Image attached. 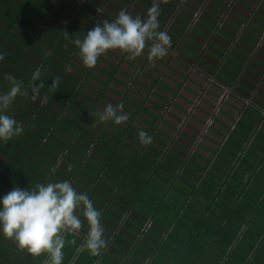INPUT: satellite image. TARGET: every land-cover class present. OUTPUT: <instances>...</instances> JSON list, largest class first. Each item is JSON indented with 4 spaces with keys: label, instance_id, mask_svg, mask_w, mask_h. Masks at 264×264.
<instances>
[{
    "label": "crops",
    "instance_id": "0c3cea01",
    "mask_svg": "<svg viewBox=\"0 0 264 264\" xmlns=\"http://www.w3.org/2000/svg\"><path fill=\"white\" fill-rule=\"evenodd\" d=\"M217 1L224 6L213 0L209 13L221 17V13L227 12L226 15L236 22L242 15L255 19L251 9L257 10L261 2L264 3V0H258L259 3L254 0ZM186 2L198 9L205 3L204 0L203 4H198L197 0H182L180 5ZM180 5L177 4L178 9ZM247 55L256 58L258 53L253 50ZM262 58L261 63H264V56ZM253 64L261 77L253 85L243 82L245 96L251 97L240 100L230 94L231 87H213L228 89L227 98L217 107L220 114L210 115V122H204L202 132L190 129L202 142L195 139L197 146H189L190 151L184 153L189 156L190 163L181 167L189 170L188 174L180 170L179 178L165 180L158 186L156 179L125 183L129 194H119V189L115 188L112 194L90 196L102 212L107 248L96 257L87 250H80L88 230L85 222L80 235H65L62 264H264V67L250 62L251 66ZM235 68H241L255 79L256 71L249 72L246 66ZM246 90L251 93L247 94ZM223 107L226 114H222ZM16 116L14 119L21 124L23 117L16 119ZM195 122L200 123L199 119ZM16 139L18 137L11 140ZM4 145L2 141L0 197L18 185L28 189L55 179L62 180L56 175L59 167L39 165L37 159L34 160L36 169L25 172V165L33 160L19 149L17 159L14 155H6ZM25 146L24 149L30 151ZM16 165H19L17 169ZM21 169L23 177L14 172ZM41 170L47 174H39ZM70 174L73 176L68 171ZM167 186L168 193L173 192L161 198L157 192ZM140 187L142 190L155 189L146 194ZM173 187L178 189L173 190ZM160 199L165 201L163 209L158 205ZM2 244L5 257L14 254L6 264H46L48 260L47 254L37 257L20 249L11 238H4Z\"/></svg>",
    "mask_w": 264,
    "mask_h": 264
},
{
    "label": "trees",
    "instance_id": "16d2710c",
    "mask_svg": "<svg viewBox=\"0 0 264 264\" xmlns=\"http://www.w3.org/2000/svg\"><path fill=\"white\" fill-rule=\"evenodd\" d=\"M0 1V53H3L5 57L2 61H0V93L6 92L8 90V81L5 79V77L9 74L15 76L18 80H21L25 90H28V85L31 83L32 74L34 70L40 65L44 66L41 74V80L45 83V89L42 90V94L47 92V89L53 79H55L57 76L60 77L59 86L56 89V92L48 94V99L52 103L58 104L61 107V111L59 113L52 112L53 110H51L48 106H45L41 100H36L32 106H29V108L33 111V115L31 114L26 116V113L21 110L20 106L27 107L25 98H30V95L16 97L14 103L7 110V114L12 117L15 115L23 117L27 124L23 126L25 133L18 136V139L15 141L9 140L7 143H4L5 145L3 152L6 155H14V159H17V150L19 149L23 151L25 143V147L30 148V152L35 153V155H30L28 150L24 149V154L30 157V160H33L29 161L28 164L25 165V172L36 169L34 164L35 159H37L38 163L40 162L39 164L42 163L48 168L54 167L53 164L51 166L49 159H46L47 156L51 155V152H49L47 148H51V150L54 148L55 151L58 152L57 149H59V147L57 143L56 145H53V137L63 136L61 139L64 140L66 138L64 134H70L72 137L77 138L84 146H92L90 147L91 152L82 145L75 144V149H73L76 151L73 153V159L76 161L75 164L72 165V160L70 159H66L67 161H71L69 165V162L66 163L65 160H61L59 157L55 158V160L57 159L56 163L60 162L62 167L63 164H65V168L63 167V169L59 171V175L60 177L69 179V181L71 180L73 187L78 192L87 193L89 198L90 196H98L101 194V192L112 194L114 193L115 188H117L119 185L125 184L126 182L135 183L136 181L137 183L139 181H145L144 179L146 178L150 180L157 178L156 180H159L157 184L158 186L159 184H163L165 180L167 182L169 180L171 181L175 178H179L180 170H182L183 173L188 174L189 170H184L181 166L186 163H190L188 158L189 156L184 154L186 151L189 152L190 148L181 140L166 134L158 127L157 129L160 130L161 134L163 135V139H161L162 137L156 138L152 134L153 132H150L151 128H148V130L139 128L140 126L134 124V120L130 121L132 125L130 123L125 128L108 121V124H112L114 127H116V130H118L119 133L115 135L114 133L104 130V128L97 125L95 121L89 118V113L97 116V111L93 107L87 106L84 101L77 100V96H82L91 100L93 103H98V98L92 99L80 88L81 83H83L81 78L69 74L66 70V67L57 62L52 56L55 55L65 58L62 55V51L60 50H69L67 41H69V45L74 44V39L70 36L69 31H72L73 29L76 30L72 22H82L77 15H83L92 19L87 14V12L82 9V6L77 3H68L67 0ZM107 1L109 2V0ZM118 1L116 2L110 0V3L115 6L114 4L118 3ZM125 1L128 2L124 3L125 5L133 4L134 8L130 11L128 10V7H123V9L130 12L133 16L138 15L141 18L147 17V11L154 2V0H145L146 3L143 4L140 2V0H137L138 3L134 0ZM181 1L182 0H155L160 8V15L158 17L159 30L165 31V28L168 27L167 21L172 20L171 26L168 27L167 32L171 37V47L168 49L167 54L170 58L169 60L176 61L178 65L186 69L188 68V70H190V67L194 66L193 64L195 62L199 63L200 67L205 66L207 70L208 66H211L209 72H206L207 70L202 68L199 69L203 77H205L207 81H209V84H211V88L214 86L220 87L224 85L231 87L232 89L230 90V94L232 96L239 97L240 100H244L249 95L245 96L244 94L243 82L249 81V83H252L253 85L256 84L258 82L257 79L261 77L260 72L256 71V69H254V64L251 66L250 62L255 61L258 65H262L264 67V63H261L263 60L262 56H264V3L261 2L259 6L260 8L257 10L251 9L255 19H252L251 15L250 17L242 15L239 22L229 18L226 15L227 12H224V14L221 13V17L219 16L220 18L215 16L213 17L208 12L210 16H206L204 19L206 22L210 21V24L213 27L211 28L210 26L209 29L201 28V30H198L196 33H192L191 29L199 23L196 22L194 26L192 25V20L194 17L193 12H200V10L198 8H194L193 10L189 9V11H186L185 13V11L182 9L177 8V4L180 5ZM254 1L257 3L260 2L258 0ZM59 2H62L65 5L68 4V6L71 7V10L73 11L69 12L64 7H62ZM212 3L213 1L205 4L204 7H207V10L210 8L213 9ZM147 4L150 5L148 6ZM184 4H187V2ZM184 4L183 6H186ZM88 5V8H93L94 10H99L100 8L96 2L88 1ZM226 8L228 10L231 9L229 6H226ZM176 11H179L181 16L175 15ZM58 13L63 15L65 19H62L60 16H58ZM102 14L106 18L110 14L111 16H115V14L117 16V13L110 12L104 8ZM223 18L225 19V22L233 26L229 27L227 24L223 26L220 25L219 22ZM53 20L55 22L57 21L62 23V27H54L53 25L56 26V24L53 22ZM240 22L243 24V31L246 35L238 34L239 28H242ZM250 24H253L254 26L252 27ZM91 28V26H88L87 30H90ZM51 31L54 32V35H50L48 33ZM64 32H67L68 35L66 36ZM84 35H86V32H80L81 39H83ZM193 35L195 38L192 37ZM203 36L206 39H202L201 37ZM184 38L187 40H184ZM191 38H193L194 41ZM197 38H199L202 42H211L214 46L216 45L217 47L221 48L219 51L213 49V46H210V44L208 46L202 45L203 48H210L212 50L210 53L212 55L210 56L212 57L214 55L216 63L218 62V66H216L214 63H208L205 61L206 58H203V54L206 52L205 49L199 50L203 54H200L198 50L195 51L196 49L193 47L201 45L197 42ZM220 41L223 43H220ZM248 43L252 46L249 47ZM215 50L219 53L215 54ZM253 50H257L258 55H256V58L247 55L248 52ZM174 51L176 52L175 54ZM29 52H33L37 58L31 56ZM73 55L79 56L77 48L74 50ZM136 59L142 60V57L137 56ZM231 59L233 60V65H231ZM66 60L67 63H70V58H67ZM142 62H146V59ZM27 65H30L32 70L27 69ZM45 65H49L51 68H57L58 70H48L45 68ZM228 66H232V68L224 73L222 70L226 69ZM235 66H246L249 68V72L250 70L251 72L256 71L255 79L253 78V75L250 76L249 73L243 72L241 68H235ZM109 67L111 68V71L104 72L109 77V80H112L114 79L113 73L118 68L115 64H110ZM153 69L155 70V68ZM171 69L176 71V69L173 67H171ZM80 70L91 74V71H88L87 69L85 70V68H81ZM221 72H223L222 79L219 77V73ZM185 77H187V75H185ZM47 78H49V80H47ZM71 80L74 81L75 84H72ZM155 80L159 82V78H156ZM154 83L148 87L145 83L141 82V87H147L152 90L153 87L155 88ZM83 84L85 85V83ZM211 88L208 89L209 93H213ZM250 93V91H247V94ZM98 97L104 98L103 90L100 91ZM124 97L126 100H128V102L133 104L136 103L140 107H142L144 104V102L139 103L135 99L131 100L126 94ZM114 104L118 105L120 103L118 102ZM155 107L158 109L163 108L159 104H156ZM124 108L129 110L125 106ZM141 109L142 108H139V110H136L135 112L139 115ZM82 110L84 113H81ZM241 110L243 115L244 110ZM65 111L71 112L76 118L66 116L64 113ZM149 112L151 113V111ZM43 113H52L53 115L58 116V119L52 120L48 118L46 114L43 115ZM249 114L250 113H246L245 115ZM156 120L158 121L160 119ZM153 123L155 124L156 122L153 121L152 124ZM87 124L93 125L100 129L102 135L106 137H102L99 134L97 135L88 130L86 127ZM168 125L169 127L175 129V126L169 123ZM186 126L189 129L195 130L194 126H190L189 124ZM56 127L60 129L59 133L56 132ZM138 128L140 131H145L149 136L152 134L153 139L157 141V143L154 145L149 143L147 146H145L140 143L137 137L136 139H138L139 142L137 143L140 148L136 147L134 144H128L126 139H130L133 133L136 132L135 129L137 130ZM60 131L63 132L62 135ZM25 134H28L30 138H27ZM179 135L184 139H188L193 144L195 143V138L188 136L187 133L182 132L180 129ZM230 137H232V135ZM50 139H52V141H50ZM66 139L68 143L67 149H70L73 146V139ZM165 139L169 142H166ZM0 145H2V141H0ZM122 146L126 147L127 149H131L132 151H130L132 154L125 152L122 149ZM145 149L147 150L145 151ZM43 151L47 152V156L42 154ZM165 159H168V161L166 164H163ZM17 167H19V165H16L15 169H17ZM10 168L14 169V167ZM22 170L23 169L14 170V172L20 175L21 173L23 174ZM41 171H39V174H47L46 172L42 171V173ZM68 171L72 173L74 178H76V182L72 181L71 174L68 175ZM22 174L20 175L21 177H23ZM107 183L111 185V187H109L111 190L107 191L105 188L107 187ZM140 189L142 193L147 191L144 188L142 190V187H140ZM167 189L168 186L167 188L162 187V189L157 192V194L161 195V198H163L166 194L171 195L173 191L168 193ZM174 189L176 190L178 188L173 187V190ZM162 203L165 204L164 199H160L158 205H162ZM160 208L163 209L164 205L160 206Z\"/></svg>",
    "mask_w": 264,
    "mask_h": 264
},
{
    "label": "rangeland",
    "instance_id": "374dc122",
    "mask_svg": "<svg viewBox=\"0 0 264 264\" xmlns=\"http://www.w3.org/2000/svg\"><path fill=\"white\" fill-rule=\"evenodd\" d=\"M15 1H18V0H15ZM88 1L96 2V4L100 6L99 10H94L93 8H88V6H89ZM111 1L117 2L118 0H111ZM134 1H136L138 3L137 0H134ZM151 1H153V0H151ZM197 1H198V4H203V0H197ZM67 2L79 4L80 6H82V9H84L87 12V14L92 18V19H90V18H87L86 16H83V15H77L78 18L80 19V21H82V22H72L76 30L73 29L72 31L71 30L69 31L70 36L74 40L77 38L81 39L80 32H86V34H87V31H88L87 27L88 26L93 27L97 22H102V21H109L110 22L116 18V14H115V16L113 14H112L113 16H111V14H110L106 18L102 14L103 8L105 10L107 9L110 12H114L117 14L119 13L118 10L119 11L122 10L123 7H128L129 11L134 8L133 4L125 5L124 3H128L125 0H119L118 3L114 4L115 6H113L110 3V0H109V2L107 0H67ZM140 2L143 4L146 3L145 0L144 1L140 0ZM204 2L205 3L203 5L199 6L200 12H193L194 17L192 20V22H193L192 25L194 26L196 24V22H199V23L191 29L192 33H196L198 30H201V28L209 29V27L211 26L210 21L206 22L204 19L206 16H210L208 14V12H209V10H212V8L207 10L208 8L204 7L205 4H208L210 2V0H204ZM228 2H230V0H228ZM0 3H1V1H0ZM59 4L62 5V7H64L69 12L73 11V10H71V7L68 6V4L65 5L62 2H59ZM117 4H118V6H117ZM215 4H218L219 6H224L223 4H219L217 0H215ZM147 5L149 6L150 4H147ZM186 6H187V8L184 7L183 4L180 5V9L185 11V13H186V11L188 12L189 9L193 10L194 8H197L195 6H191L190 2L188 4H186ZM229 11H230V9H229ZM182 13H184V12H182ZM173 15H174V13H173ZM175 15L181 16L179 11H176ZM216 15L220 16L219 14H216ZM58 16H60L62 19H65V17L63 15H61L60 13H58ZM48 22H50V21H48ZM53 22H55V21L53 20ZM167 22H168L167 23L168 27L171 26L172 20L167 21ZM55 24H56V26L53 25L54 27H62V25H63L62 23H59L57 21L55 22ZM219 24L222 26L226 25V24L229 27L233 26V25L225 22L224 18L220 20ZM250 26L253 27L254 25L250 24ZM168 27L165 28V32H168ZM212 27L213 26H211V28ZM241 27L242 28H239L238 34L239 35H246L243 31V24L242 23H241ZM248 31H249V29H248ZM48 33L50 35H54L53 31L48 32ZM173 33H175V32H173ZM189 34H191V33H189ZM211 36H213V35H211ZM192 37L195 38L194 35ZM193 38H191V39L193 40ZM201 38L206 39L204 36ZM184 40H187V39L184 38ZM46 42H48V41H46ZM197 42L201 45L200 46H194L193 48L196 49L195 51L198 50V52H200L199 50L205 49V51H206L205 54L200 52V54L204 55L203 58L204 59L206 58L205 61L208 63L211 62V63L216 64L215 59L210 56V55H212V54H210L212 52V50L210 48H205V47L203 48V46H208L210 44V46H213V49H216L219 51L221 50V48L217 47L216 45L214 46L213 43H211V42H209V43L202 42V41H200L199 38H197ZM220 43H223V42L220 41ZM67 45L69 47V50H63V49L60 50V51H62V55L65 58L58 57L55 55H53L52 57L57 62H59L60 64L65 66L66 70L69 74L80 77L81 81H83V83H85V85L83 83H81L80 88L83 90V92L86 95L90 96L92 99L98 98V103H93L91 100H89L85 97H82V96H77V100L84 101L87 106L93 107L97 111V113L102 112L104 110V108L109 104H111L112 106L115 107L116 105L114 103H118V102L123 103V105L130 110L129 111L125 108H123V110H122V112L124 114H127L128 120L122 124H119L118 126H121L124 128L127 127V125H129L131 123L130 121L134 120V124L140 126L139 128H143L146 130H148V128L149 129L151 128L150 132L151 133L153 132L152 134L156 138L162 137L161 139H163V135L161 134L160 130L157 129V127H158L159 129L163 130L166 134H168V135H170L176 139L181 140L183 143H185L188 146H193V145L197 146L195 143L192 144V142L187 140V139H182L179 135V129L182 132H185V133L192 135V137L197 139L198 142L199 141L202 142L201 138L198 140L199 135L192 132L186 125L189 124L190 126H194V128L198 129L199 133L202 132L203 126L205 125L204 122L205 121L210 122L209 121L210 115L220 114L219 112L217 113V107L219 106V103L222 100L227 98V94H228L229 90L225 89V88L224 89L223 88L222 89L211 88L212 87L211 84H209V81H207V79L205 77H203V75L200 73V70H199L200 68L207 70V68L205 66L200 67L199 63H197V62H195L193 64L194 66L190 67V70H188V68L186 69V68H183L180 65H178V63L176 61L169 60L170 58L168 55H166L162 59H158L155 61L150 60L147 48L144 50L142 55H139L140 57H142V60L136 59V58L133 59L130 56H128L127 54H123L118 50H111L98 59L97 64L95 66L96 68H92L90 70L83 65L79 56L73 55L74 50L76 49L75 45L74 44L69 45V41H67ZM248 45H249V47L252 46L249 43H248ZM175 53L176 52L174 51V54ZM216 53H219V52L216 51L215 54ZM29 54L31 56H33L34 58H37V56L33 52H29ZM67 58H70V63H67V60H66ZM123 58H124V60H123ZM145 59H146V62H142ZM167 61H168V64H167ZM110 64H115L118 68L116 71H114V73H113L114 79H112V80H109V77L104 72V71H107V72L111 71V68L109 67ZM231 65H233V60L231 62ZM171 67L175 68L176 71L172 70ZM210 67L211 66H208V70L206 72L210 71L209 70ZM26 68L29 70H32L30 65H27ZM45 68L48 70H51V71H57L58 70L57 68H51L49 65H45ZM81 68L82 69L85 68V70L87 69L88 71H91V74L83 72V70L81 71L80 70ZM153 68H155V70ZM231 68H232V66H228L226 69H223L222 71L224 73H226ZM223 72L219 73L220 79H222V77H223ZM18 73H19V71H18ZM185 75H187V77H185ZM156 78H159V82H157L155 80ZM47 80H49V78H47ZM141 82L145 83L148 87L151 86L152 83L155 82L154 83L155 88L153 87L154 89L152 88V90H150L147 87L142 88ZM71 83L75 84V82L72 80H71ZM210 88L214 93H209L208 89H210ZM102 90H103L104 98L98 97L100 91H102ZM125 94L127 96H129V98L131 100L135 99L139 103L144 102V104L142 105V107H140L136 103L133 104V103L128 102V100H126L124 97ZM253 96H254V94H253ZM248 97H251V95H249ZM231 100H233V99H231ZM25 102L27 103V107L20 106L21 110H23L26 113V115H31V114L33 115V111L29 108V106H32L34 101L31 100V98H25ZM42 103L45 106H48L51 110H53L52 112L59 113L61 111V107L58 104L52 103L49 99L46 102H42ZM156 104H159L163 108L159 107L161 109H158L157 107H155ZM225 105H227V104L225 103ZM139 108H142V109L138 115L135 111L139 110ZM154 108H156V109H154ZM149 111H151V113ZM134 112H135V114H134ZM64 113L66 116L75 117L69 111H65ZM81 113H84L83 110L81 111ZM45 114H46V116H48V118H50L52 120L58 119V116H55L52 113H43V115H45ZM222 114H226V109L224 107L222 108ZM17 117L19 118L18 115L16 116V119H17ZM89 118L92 119L93 121H95V123L97 125L104 128V130H107L111 133H114L115 135H117L119 133L118 130H116V127H114L112 124H108L107 122L99 121L98 117L95 116L94 114L89 113ZM156 119H160V120L157 121ZM194 119L195 120L199 119L200 123H196ZM153 121L156 123L152 124ZM109 122H112V121H109ZM168 123L175 126V129L169 127ZM21 124L26 125L27 122L24 119H22ZM131 125H132V123H131ZM86 127L88 130L92 131L93 133H95L97 135L99 134L102 137H106V136L102 135L101 130L96 128L95 126L87 124ZM139 128L137 130L135 129L136 132L133 133L134 136L132 135V137H130V139L127 138L126 142H128V144H134L136 147L140 148V146L138 145V143H139L138 139H136L138 137V133L140 132ZM55 130L57 133H59L60 129H58L56 127ZM60 133H61V135L63 134L62 131H60ZM152 134H151V137H152ZM64 136L66 138H69L70 140L73 139V146L70 149H67L68 143H67L66 138L63 140V139H61L63 136L62 137L61 136L60 137L55 136V137H53V145H56V143L58 144L59 149H57V150L60 153L55 151L54 148H52V150H51V148H47V150L49 152H51L50 156L46 155L47 152H45V151L42 152V154H45L47 156L46 159L47 160L49 159L51 166H52V164L53 165L56 164V167L61 168V169L56 171V175H58V176H60L59 171H61L63 169V167L65 168V164H63V167H62L60 165V162L56 163L57 159L55 160V158L59 157L61 160L62 159L65 160L66 163H68V162L71 163L70 160H72V165H73L76 163L75 159H73L74 158L73 153L76 152L73 150V149H75L74 148L75 144L82 145L83 147L88 149L90 152H91L90 147H92V146H90V147L84 146L83 144L80 143V141L77 138L72 137L70 134H64ZM27 137L30 138L29 135H27ZM50 141H52V139H50ZM165 141L169 142L166 139H165ZM156 143H157V141H155L152 137L150 144L154 145ZM89 145H91V144H89ZM122 149L125 152L132 154L131 149H127L124 146H122ZM146 150L147 149H145V151ZM28 152L30 155H35V153H33V152H30V151H28ZM66 159H70V160L67 161ZM141 159H143V158H141ZM167 161H168V159H165L163 164H166ZM74 167H75V165H74ZM60 178H62V180L60 179V181L68 180L64 177H60ZM71 179L76 180V178H74L73 176H71ZM154 179H157V178H153V181H154ZM175 179H177V178H175ZM144 180L147 181L149 179L146 178ZM57 181L55 179L54 181H50V182H57ZM70 182H71V180H70ZM127 184L128 183L126 182L125 185H127ZM125 185H119L117 187V189H119V191H118L119 194H129L130 193L127 190V188L125 187ZM106 186L108 187V188L105 187L107 190H111L109 188V187H111V185L109 183H107ZM18 187H19V185H18ZM150 189H155V187H148L147 191H150ZM101 193H104V192H101ZM146 194H148V193H146ZM94 205H95V203H94ZM4 238H8V237H6L3 234V232L0 231V264L10 263L9 262L10 256H12V257L14 256V254H12V253L8 254L7 257L4 256L5 254L3 251V244H2V242H4ZM140 245H141V243L138 246H140ZM16 260H18V258Z\"/></svg>",
    "mask_w": 264,
    "mask_h": 264
},
{
    "label": "clouds",
    "instance_id": "9594fccd",
    "mask_svg": "<svg viewBox=\"0 0 264 264\" xmlns=\"http://www.w3.org/2000/svg\"><path fill=\"white\" fill-rule=\"evenodd\" d=\"M159 15L160 8L154 0L146 18L133 16L122 9L114 20L97 22L83 39L73 41L83 65L88 69L94 68L98 59L111 50H118L134 59L147 48L150 60L164 58L171 47V37L159 30ZM64 34L68 35L67 32ZM4 58L0 53V61ZM43 69L44 66L40 65L34 70L28 90L15 76L9 74L5 77L8 90L0 93V141L7 143L23 134V125L7 114L17 96L30 95L33 101L46 102L48 94L56 92L59 76L42 94L45 89L41 80ZM123 108V103L115 107L109 104L96 115L101 122L112 121L119 125L128 120ZM138 139L147 146L152 137L141 130ZM101 217L102 212L88 194L78 192L69 180L37 184L28 189L13 187L0 197V231L33 256L47 254L46 264H62L65 235H80L85 222L88 230L80 250H87L93 257L100 256L107 248Z\"/></svg>",
    "mask_w": 264,
    "mask_h": 264
},
{
    "label": "flooded vegetation",
    "instance_id": "af4514ba",
    "mask_svg": "<svg viewBox=\"0 0 264 264\" xmlns=\"http://www.w3.org/2000/svg\"><path fill=\"white\" fill-rule=\"evenodd\" d=\"M14 118V117H13ZM24 126V125H23ZM28 134H25V136L27 137Z\"/></svg>",
    "mask_w": 264,
    "mask_h": 264
}]
</instances>
